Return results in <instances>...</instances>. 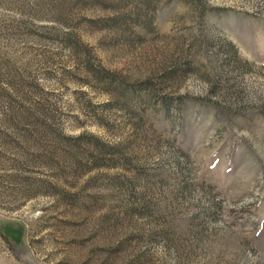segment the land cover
<instances>
[{"label": "rangeland", "instance_id": "rangeland-1", "mask_svg": "<svg viewBox=\"0 0 264 264\" xmlns=\"http://www.w3.org/2000/svg\"><path fill=\"white\" fill-rule=\"evenodd\" d=\"M0 264H264V0H0Z\"/></svg>", "mask_w": 264, "mask_h": 264}, {"label": "trees", "instance_id": "trees-1", "mask_svg": "<svg viewBox=\"0 0 264 264\" xmlns=\"http://www.w3.org/2000/svg\"><path fill=\"white\" fill-rule=\"evenodd\" d=\"M5 230H6V233L5 232L4 233L8 236L9 235V229H5ZM4 233H2V235L4 236L3 238L7 241L6 236L4 235Z\"/></svg>", "mask_w": 264, "mask_h": 264}]
</instances>
